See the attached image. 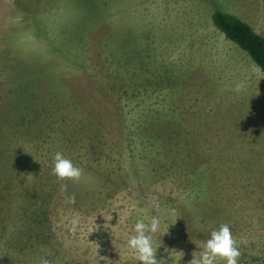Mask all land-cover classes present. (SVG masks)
Returning <instances> with one entry per match:
<instances>
[{
    "label": "rangeland",
    "instance_id": "374dc122",
    "mask_svg": "<svg viewBox=\"0 0 264 264\" xmlns=\"http://www.w3.org/2000/svg\"><path fill=\"white\" fill-rule=\"evenodd\" d=\"M214 11L264 25V0H0V264H137L127 240L152 216L162 264H188L225 223L239 264H264V109L243 115L222 89L257 68ZM233 127L250 134L243 178L200 145ZM57 151L83 170L75 204Z\"/></svg>",
    "mask_w": 264,
    "mask_h": 264
},
{
    "label": "crops",
    "instance_id": "0c3cea01",
    "mask_svg": "<svg viewBox=\"0 0 264 264\" xmlns=\"http://www.w3.org/2000/svg\"><path fill=\"white\" fill-rule=\"evenodd\" d=\"M246 23L248 24L247 26L255 34L264 37V35L262 34L264 33V25L261 23V21H257L256 18L251 17V19ZM244 62L249 66L246 60ZM247 68L248 70L246 75H248V77H245L247 78L246 82L249 83V85H241V88L235 87V85H225V88H222L224 90V93H226V95L224 96L225 100L229 102L232 101L233 104H238L237 106L240 108L243 115L248 114L247 112L251 114V111L257 112L260 109H264V74L260 71L258 72L253 67ZM251 74L255 76L252 78V83L250 81ZM255 83L257 85H252ZM183 89L184 92L181 93V96L182 94L184 96L179 97V99H181L180 101H174L173 105V107L177 108L176 112L179 114H177L179 121L182 122L186 119H193L194 117L193 114L189 116L187 110L186 112H184L183 107L186 108L189 105H193V101L198 100L194 95H192L191 97L193 100H189V98L186 97L185 93V89L188 88L185 87ZM192 89L194 90V87ZM252 96L253 98L250 99V97ZM232 97L236 98V100H234V98L232 99ZM220 98L222 97H219V99ZM179 106L181 109L180 112L178 111ZM185 115H188V117H186ZM197 117L198 115L195 118ZM238 121L240 122V120ZM202 139L203 141L200 142L201 148H203L202 152L212 155L209 158L210 170L225 169L227 171H236V175L240 178L247 176L245 171H251V160L249 157V155H251L250 134L245 133V130H238V128L235 127H233V129L225 128L224 130H211L210 133L208 132V134L204 135ZM219 141L223 143V145L221 143L219 145H214ZM229 142L231 143V147L228 146ZM259 147L260 145L252 149V154L260 153L259 151H257ZM255 159L256 158L253 157V160ZM262 162H264V160ZM229 176L231 175L229 174ZM227 184L232 185L234 183L227 182Z\"/></svg>",
    "mask_w": 264,
    "mask_h": 264
},
{
    "label": "clouds",
    "instance_id": "9594fccd",
    "mask_svg": "<svg viewBox=\"0 0 264 264\" xmlns=\"http://www.w3.org/2000/svg\"><path fill=\"white\" fill-rule=\"evenodd\" d=\"M256 70L261 71L259 67ZM50 174L55 177V182L59 184L61 192L65 194V202L75 204V195H67L66 182L78 183L83 175V170L76 166L71 159L65 157L62 152L57 151L52 157ZM160 225L161 221L156 216H152L148 223L143 219L135 223L134 234L127 240L126 252L132 254L137 264H162L163 260L157 259L159 247L153 246V235L160 231ZM170 253L183 256L182 252L176 250H172ZM241 255V250L233 238L232 231L225 223L211 231L209 239L201 242L200 251L192 253V259L188 264H239ZM39 264H51V262L46 258H41Z\"/></svg>",
    "mask_w": 264,
    "mask_h": 264
},
{
    "label": "trees",
    "instance_id": "16d2710c",
    "mask_svg": "<svg viewBox=\"0 0 264 264\" xmlns=\"http://www.w3.org/2000/svg\"><path fill=\"white\" fill-rule=\"evenodd\" d=\"M211 25L222 37L245 53L252 64L264 74V38L255 34L238 18L219 11L210 16ZM129 89L124 85V90Z\"/></svg>",
    "mask_w": 264,
    "mask_h": 264
}]
</instances>
